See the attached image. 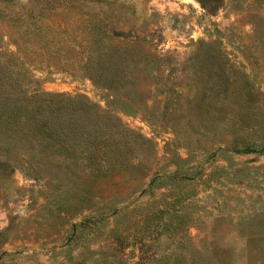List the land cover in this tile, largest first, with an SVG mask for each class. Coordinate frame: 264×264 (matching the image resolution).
<instances>
[{
	"label": "rangeland",
	"instance_id": "1",
	"mask_svg": "<svg viewBox=\"0 0 264 264\" xmlns=\"http://www.w3.org/2000/svg\"><path fill=\"white\" fill-rule=\"evenodd\" d=\"M0 58L126 158L46 173L0 130V264H264V0H0Z\"/></svg>",
	"mask_w": 264,
	"mask_h": 264
},
{
	"label": "trees",
	"instance_id": "2",
	"mask_svg": "<svg viewBox=\"0 0 264 264\" xmlns=\"http://www.w3.org/2000/svg\"><path fill=\"white\" fill-rule=\"evenodd\" d=\"M200 1L210 9L219 3ZM9 61L0 58V130L21 132L29 150L38 146L37 155L46 173L50 172L52 158L55 164L65 163L73 172L88 169L94 176L108 172V167L116 163H126L123 152L116 154V141L113 144L112 139L104 136L94 118L87 119L94 112L92 103L66 95H45L38 79L24 80L22 66ZM105 66L92 63L86 73L97 86L115 88L124 74L118 67L111 72ZM109 238L115 247L126 241V235L119 230L109 231Z\"/></svg>",
	"mask_w": 264,
	"mask_h": 264
}]
</instances>
